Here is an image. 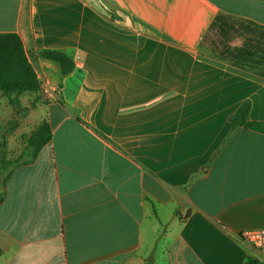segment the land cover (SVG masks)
<instances>
[{"label": "crops", "instance_id": "0c3cea01", "mask_svg": "<svg viewBox=\"0 0 264 264\" xmlns=\"http://www.w3.org/2000/svg\"><path fill=\"white\" fill-rule=\"evenodd\" d=\"M228 19L264 27V0H0L49 87L22 113L0 93V160L20 116L51 130L2 176L0 264H264L242 238L264 228V133L232 122H264V77L214 56Z\"/></svg>", "mask_w": 264, "mask_h": 264}, {"label": "trees", "instance_id": "16d2710c", "mask_svg": "<svg viewBox=\"0 0 264 264\" xmlns=\"http://www.w3.org/2000/svg\"><path fill=\"white\" fill-rule=\"evenodd\" d=\"M244 24L246 33L251 34L248 42L242 47H234L233 49L228 47L225 50V55H221L224 58L220 57V59L264 77V27L250 22ZM40 56L59 64L64 74L72 70L71 60L62 52L43 51ZM40 89L41 80L26 55L21 38L14 33H0V93L6 97L13 108L22 113L29 109L22 107L20 96L26 93L33 94L32 104L34 106L37 100L41 102ZM249 112L250 105L248 103L243 104L232 119L233 126H244L264 133V122L250 121L248 119ZM50 139V125L47 122H42L29 138L28 153L25 154L26 160L23 158L24 156H21V160L13 163V165L20 164L21 161L24 162L23 164L32 163L36 153L40 152ZM3 164L6 165V163ZM7 178L3 177L0 184L5 185ZM245 264L253 263L250 260Z\"/></svg>", "mask_w": 264, "mask_h": 264}, {"label": "rangeland", "instance_id": "374dc122", "mask_svg": "<svg viewBox=\"0 0 264 264\" xmlns=\"http://www.w3.org/2000/svg\"><path fill=\"white\" fill-rule=\"evenodd\" d=\"M245 24L243 22H239L236 20H226L225 23V28H227L228 31H226L225 33H223V31H218V32H214V35L207 39L211 42V46H213V50H214V56L219 58L224 56L221 55H225V50L229 47V49H233L234 47H242L245 45L246 42H248L249 37H251V34H247L246 30H245ZM223 29V28H222ZM221 60V59H220ZM228 62V61H227ZM33 102L29 101V107L33 108ZM39 104H41V102H39ZM41 111H39V116L38 118L31 116L27 119H24L25 117L20 116V118L22 120H26V125H24V130L26 131L25 136H18V139L22 145V148L25 149L24 144L26 145L29 141V138L31 136V134L34 132V129L36 128L35 125H37V122H41L42 119L40 118L41 115ZM41 115V116H40ZM6 121H10L8 124L10 126V129H15L16 126L13 125H19L21 124L18 123V120H16V118H9ZM0 128H3L0 124ZM37 129V128H36ZM2 130V129H1ZM0 130V132L2 133V131ZM0 133V134H1ZM6 135H4L5 137ZM28 146V145H27ZM21 148V149H22ZM21 149H17V150H12V151H6L4 152V157L1 158L2 160H0V180H2V176H4V174H6L7 170H11L12 166L9 165H13L14 162L10 161V159H12L14 156H16ZM1 150H0V154H1ZM1 157V156H0ZM26 156L24 155L23 158H25ZM3 163H6V165H4Z\"/></svg>", "mask_w": 264, "mask_h": 264}, {"label": "built area", "instance_id": "2783aa9c", "mask_svg": "<svg viewBox=\"0 0 264 264\" xmlns=\"http://www.w3.org/2000/svg\"><path fill=\"white\" fill-rule=\"evenodd\" d=\"M45 84L48 85L47 83ZM45 84L43 82L41 86H44L45 89H49ZM242 238L264 261V228L245 230L242 233Z\"/></svg>", "mask_w": 264, "mask_h": 264}]
</instances>
